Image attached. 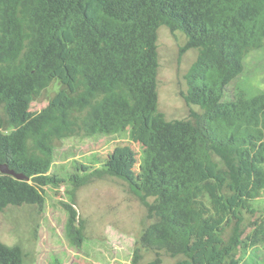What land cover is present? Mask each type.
I'll return each instance as SVG.
<instances>
[{"label": "trees", "instance_id": "obj_1", "mask_svg": "<svg viewBox=\"0 0 264 264\" xmlns=\"http://www.w3.org/2000/svg\"><path fill=\"white\" fill-rule=\"evenodd\" d=\"M162 26L198 50L180 95L200 111L182 119L159 109ZM262 49L264 0H0V163L29 176L0 173V212L44 208L45 187L65 181L50 171L58 141L128 130L146 152L137 170L136 151L116 144L101 168L78 164L69 179L77 188L120 177L146 206L131 264L145 251L156 263L164 253L176 264H241L247 215L264 193V93L239 82ZM63 66L69 99L30 112ZM64 205L67 234L82 241L79 213ZM250 240L264 245V223ZM0 264H24L22 246L0 238Z\"/></svg>", "mask_w": 264, "mask_h": 264}, {"label": "rangeland", "instance_id": "obj_2", "mask_svg": "<svg viewBox=\"0 0 264 264\" xmlns=\"http://www.w3.org/2000/svg\"><path fill=\"white\" fill-rule=\"evenodd\" d=\"M185 43L186 36L182 32L172 33L166 26L159 28V109L170 120L188 117L191 109L200 111L198 106H188L180 95L181 90H187L186 75L198 57L195 48L183 50ZM65 69L63 66L54 72L50 86L32 102L30 112L69 99L74 82ZM239 85L246 88L248 95L264 93V49L246 57ZM116 144L136 151L137 170L146 152L142 145L131 140L128 130L65 137L56 144L50 170L65 181L45 187L44 208L10 205L0 212V238L9 245L22 246L24 264L132 263L137 241L148 224L146 206L120 177H96L77 188L69 179L78 164L88 165L90 170L101 168L105 156ZM65 202L74 204L84 225L83 239L77 243L67 234ZM251 212L247 215V231L238 259L241 264H264V245L250 240L257 225L264 223V193L254 201ZM157 257L155 252L145 251L140 264H176L180 258L163 253L161 262L156 263Z\"/></svg>", "mask_w": 264, "mask_h": 264}, {"label": "water", "instance_id": "obj_3", "mask_svg": "<svg viewBox=\"0 0 264 264\" xmlns=\"http://www.w3.org/2000/svg\"><path fill=\"white\" fill-rule=\"evenodd\" d=\"M0 173L12 175L19 180H29V176L24 173L17 172L15 169L11 168L8 163H0Z\"/></svg>", "mask_w": 264, "mask_h": 264}]
</instances>
